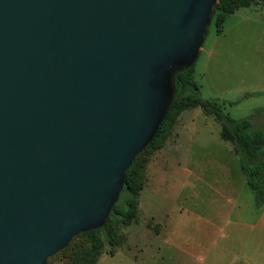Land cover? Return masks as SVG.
<instances>
[{
	"label": "water",
	"instance_id": "obj_1",
	"mask_svg": "<svg viewBox=\"0 0 264 264\" xmlns=\"http://www.w3.org/2000/svg\"><path fill=\"white\" fill-rule=\"evenodd\" d=\"M219 0H0V264L103 226Z\"/></svg>",
	"mask_w": 264,
	"mask_h": 264
},
{
	"label": "rangeland",
	"instance_id": "obj_2",
	"mask_svg": "<svg viewBox=\"0 0 264 264\" xmlns=\"http://www.w3.org/2000/svg\"><path fill=\"white\" fill-rule=\"evenodd\" d=\"M193 79L201 99L264 129V0L227 15L221 32L211 19ZM257 153L264 156V145ZM144 172L155 189L153 212L167 227L137 241L132 223L118 228L121 241L105 243L95 264H264L262 204L242 182L232 144L212 115L198 106L182 109ZM68 260L60 252L47 264Z\"/></svg>",
	"mask_w": 264,
	"mask_h": 264
},
{
	"label": "trees",
	"instance_id": "obj_3",
	"mask_svg": "<svg viewBox=\"0 0 264 264\" xmlns=\"http://www.w3.org/2000/svg\"><path fill=\"white\" fill-rule=\"evenodd\" d=\"M258 1L263 0H219L211 15V19H215L217 32L222 31L227 15L239 7H248ZM175 83L177 92L152 140L133 158L126 169L118 200L112 206L105 224L75 235L65 248L56 253L66 254L69 259L66 264H95L105 243L117 245L121 241L122 236L117 229L129 225L137 218L138 197L145 184L144 167L149 155L162 146L176 115L189 106L200 107L219 123L220 136L232 144L245 184L253 191L256 205L264 203V156L257 153V149L264 145V129L254 128L249 118H232L216 100L201 99L193 79V65L178 71L175 74ZM77 239H81L82 243L75 248L74 242Z\"/></svg>",
	"mask_w": 264,
	"mask_h": 264
},
{
	"label": "crops",
	"instance_id": "obj_4",
	"mask_svg": "<svg viewBox=\"0 0 264 264\" xmlns=\"http://www.w3.org/2000/svg\"><path fill=\"white\" fill-rule=\"evenodd\" d=\"M151 178L148 176L145 179V184L140 191L138 197V213L137 218L134 222H132V228L136 233H133L131 237H133L134 241H137L139 237L145 236V233H153V234H162V229L167 227V224L161 218L158 219L155 212H153L154 205L153 199L150 198V194L155 192V189L152 187L150 183ZM242 182H245L244 180ZM234 184V183H233ZM169 214V215H168ZM166 213V217L172 216V212ZM168 215V216H167ZM262 232H264V203L262 204ZM154 227V228H153ZM128 235V233H127ZM136 239V240H135ZM252 264V262H250Z\"/></svg>",
	"mask_w": 264,
	"mask_h": 264
}]
</instances>
